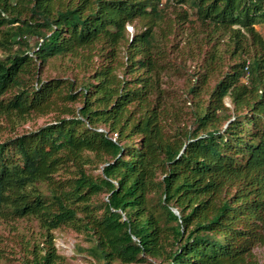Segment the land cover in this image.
I'll return each mask as SVG.
<instances>
[{
    "label": "trees",
    "instance_id": "16d2710c",
    "mask_svg": "<svg viewBox=\"0 0 264 264\" xmlns=\"http://www.w3.org/2000/svg\"><path fill=\"white\" fill-rule=\"evenodd\" d=\"M161 4L0 0V118L15 131L57 115L0 143V226L33 218L45 231L20 264H67L53 234L62 228L84 236L95 264H261L264 0ZM172 4L182 12L167 27ZM189 22L210 52L180 108L163 77L182 69L170 37ZM222 44L238 58L226 70ZM66 58L91 81L42 79Z\"/></svg>",
    "mask_w": 264,
    "mask_h": 264
},
{
    "label": "rangeland",
    "instance_id": "374dc122",
    "mask_svg": "<svg viewBox=\"0 0 264 264\" xmlns=\"http://www.w3.org/2000/svg\"><path fill=\"white\" fill-rule=\"evenodd\" d=\"M185 9L188 10L187 7H185ZM180 12H182V8L179 5H170L167 9V27H169L171 21L177 18L176 16ZM190 14L194 20V12L190 11ZM174 29L175 33L170 39L174 44H180L181 52H175L172 56L176 64L181 66L182 69L178 72L169 71L164 75L163 87L167 88L170 92L169 103L174 104V107L178 105L177 107L182 108V106H186L184 98L186 97L185 93L188 91V85L194 83V78H197V75L205 70V57L207 53L210 52V46L206 44L204 39L206 35L197 24L192 25L190 22L182 23L178 26L174 24ZM258 30L262 32L264 36V27H258ZM127 31L129 37H131L136 30L134 26L129 25ZM226 48V44H222L220 49V55L224 58L223 61L225 63V66L221 68L225 70L227 69V64L238 61V58H233L230 54L224 53ZM125 52V49L122 48L120 55L121 60H125ZM4 54L5 52L0 49V56ZM96 62H100L99 58H96ZM80 64V59L77 58L52 60L49 65L44 68L41 77L45 81L54 79L73 80L76 82L77 87H80L85 81H91L90 75L79 68ZM72 106L79 109L82 107V102H76L72 104ZM187 110L188 109L185 108V111ZM56 117V114L46 117H35L29 122L17 126L15 131L5 119L0 118V143L13 136L35 131L49 125L54 122ZM102 128L103 130H107L104 127ZM113 137L114 139L117 138L116 136ZM104 166V163L100 160H95L92 165H89L87 170L89 173L97 176L102 173ZM100 199H106V196L103 195ZM53 234L57 252L66 258L67 264H95L84 251V249L90 246V243L85 240L83 235L67 228L56 230ZM44 241L45 231L40 227L38 221L33 218L5 222L0 226V248L4 251V257L6 259L0 261V264H20L21 258L24 255H27L37 246H44ZM259 256L261 264H264V249L259 250Z\"/></svg>",
    "mask_w": 264,
    "mask_h": 264
},
{
    "label": "built area",
    "instance_id": "2783aa9c",
    "mask_svg": "<svg viewBox=\"0 0 264 264\" xmlns=\"http://www.w3.org/2000/svg\"><path fill=\"white\" fill-rule=\"evenodd\" d=\"M167 0H161L162 4L161 6H163V4L166 2Z\"/></svg>",
    "mask_w": 264,
    "mask_h": 264
}]
</instances>
